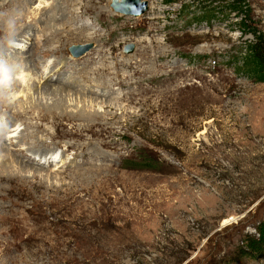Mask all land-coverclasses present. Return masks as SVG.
<instances>
[{"label": "rangeland", "instance_id": "374dc122", "mask_svg": "<svg viewBox=\"0 0 264 264\" xmlns=\"http://www.w3.org/2000/svg\"><path fill=\"white\" fill-rule=\"evenodd\" d=\"M28 1L0 0V18L36 16L42 6L49 11L42 21L59 18L69 2L72 28L84 35L64 39L56 56L40 49L18 77L55 79L61 58L67 73L50 85L83 78L62 108L98 120L24 119L40 129L8 136L6 113L0 143L29 166V177L0 179V264H264V83L246 67L248 50L264 40V0H140L148 10L138 17L114 13L113 0ZM44 27L11 45L34 44ZM88 44L87 54H72ZM107 81L118 84L110 96L80 94ZM27 91L6 97L12 109L32 100L35 91ZM6 110L0 105L1 117ZM24 134L25 147L12 138ZM32 139L62 165L31 164L24 150ZM98 150L105 161L89 162ZM36 169L45 180L32 178Z\"/></svg>", "mask_w": 264, "mask_h": 264}, {"label": "bare ground", "instance_id": "6f19581e", "mask_svg": "<svg viewBox=\"0 0 264 264\" xmlns=\"http://www.w3.org/2000/svg\"><path fill=\"white\" fill-rule=\"evenodd\" d=\"M28 2L30 3L31 0H29ZM3 3L5 4V2H3ZM29 3H27V4H29ZM91 3H92V1L91 2L89 1V3H87L86 6H82V9H84V11H85V15L88 14L89 12L93 11L91 8L90 9L88 8ZM41 5H42V3H41ZM78 6H80V4ZM3 7H4L3 5L0 6V9ZM72 7H73V4H69V2H66L63 5V7L60 8L62 10L60 12H58L60 14V17L58 16L59 18H57V16H52V17H49L48 19H45V20L43 19V21H42V18H44L45 14H47L49 12L47 10L46 6L45 7L44 6L39 7V10H38V13H39L38 15H40L39 19H37L38 18L37 14H35L36 16H31V17L25 16V18H19L17 20L10 18V17L9 18H0V60L4 62V65H6V67L8 69H10V73H11V79L4 84H0V105H1V107H4L5 105H7L6 111H8V109H10L8 112H4L5 114H3L2 117L0 116V123H3V119H5L6 113L11 114V117H10L11 121H13V122L16 121L15 123L10 122V124H12L10 126V128H11L10 130H12V132H10L8 136H10L11 134H13V135L22 134L23 132H26L25 130H28V126L30 129H36V130L40 129L38 125H35L34 127L27 125L26 122L29 120L35 121V122L37 121V123H38V121L47 122V121H49L50 118H52L54 120L56 117H59V118L64 119V120L68 119V117H69V119H73L74 121H80V122H86V121L95 122V120H98L97 114L94 116H93V114H86L85 111L82 109H81V111L69 112V110H67V108H62V107L66 106V99L64 98L66 95L65 93L70 91L69 89H71L72 87L74 88V86L77 89L80 88L79 84L83 78L80 77L78 80H75L73 82H70L69 80H67L63 84H59V85H50L47 81H49L51 83L53 81H56V82L60 81L61 78H63L64 75L67 73L66 71L62 70V68L65 66L64 65L65 63L62 62L61 64H59V62H61V58H59L60 60L54 62V64H53L54 66L56 65V66L61 68L60 70H57L56 68H58V67L55 66L56 70H54V71L59 72V74H60V75L58 74L59 76L55 79H53L52 76L48 77V80L44 81L45 82L44 83L43 82L44 77L41 79H38L34 75V73L32 72L33 70L28 71V73H31V72L33 73V74L31 73L32 76L29 79H27L26 77L30 76V74H27L26 77H24V78L18 77V75L23 76L22 70H24L26 72L27 71L26 69L29 66H31L30 65L32 63L31 57H33V55L36 52H38L40 49L42 51V49H44V47L50 46L51 48L48 51L47 50L46 51L51 56H56L57 54H59L60 48L62 47L63 42H65L64 39H66V41H68V43L70 41V44H71L73 37H76V39H77V38H79V36L84 35L82 30H79V29L74 30L73 29L74 27L72 28V22L74 20V18L73 19L71 18V16L73 17V14H72V12H70ZM113 11H114V9H113ZM109 13H111V12H109ZM101 14L102 13H100V16H101ZM116 14H119V13H116ZM119 15H122V14H119ZM29 21H32V22H29ZM16 22H17V24H16ZM40 22H42L45 25V27L41 31V38L39 41H36V42H34V44H32V43H29V40H30L29 38H25L24 41L20 39L18 44L11 45L12 42L18 40V38L20 37V35L22 33L24 34V36L25 35L29 36V34H31L30 31L33 32L36 28V25L40 24ZM10 23L11 24L15 23L16 26L20 25V28L18 27L19 29H17V28L15 29V27H14V29H13L10 26ZM58 26H60V27L57 28ZM76 31H78L79 34L77 33V35H75L74 33ZM64 36H66V37L64 38ZM21 43L22 44L24 43V45L21 46ZM68 45L69 44L63 46V48L67 47ZM30 46L32 47L31 52L25 53V54H23V53L20 54V52H18V49H21L23 47L26 50ZM16 47H17V49H16ZM47 52H45V53H47ZM30 54H32V55H30ZM85 54H87V53H85ZM19 57L25 58V62L24 61L19 62V60H18ZM129 61L130 60L127 59L122 64H124L126 67H128V66L132 65L131 62H129ZM77 69H75L74 71H76ZM20 70H21V72H20ZM74 71H72V72H74ZM100 71L103 72L102 69L93 72L94 76L98 77L100 75ZM52 72L53 71L51 70V73ZM72 74L73 73H71L70 75H72ZM55 75H57V74H55ZM25 81L27 83V86L24 85L25 89H23V91H21V92H18L20 87H22V85L24 84ZM29 82H31V83H29ZM46 82H47V84H46ZM113 82L107 81V82L103 83L106 86L103 89L100 88V86H96V88H98V89H96L95 91L93 89L92 90L87 89L86 91L84 89H81L80 94H82L83 97L87 96L88 94H90L92 96H100V97L110 96L112 91L111 92H109V91L110 90L114 91V87L118 86V84H115L116 82H114V83ZM7 89H11L9 93L7 92ZM25 90L26 91L28 90L27 92L35 91L32 94V96H29V98L31 97L32 100L30 102H27V100H26L27 103L25 102L24 104L19 103L17 107L12 109V107H13L12 103L9 104V102L12 101L13 99H16V97L18 98L19 94L25 93L26 92ZM3 94H5L7 96H2ZM35 94L37 95V98H36L37 100L34 99ZM8 96H11L13 98V99H10L9 102L7 101L8 98H6ZM47 96H50V98L53 97L52 99H54V103L52 105L46 101ZM96 100H98V98H96ZM112 104H113L112 102H108L107 104L105 103V105H107L106 108L109 109ZM57 112H59V115H57L58 114ZM68 113L70 114V116ZM24 119H26L25 120L26 122L23 121ZM5 122H6V119H5ZM23 122H24V124H23ZM53 122L55 123V121H53ZM21 127H24V129H23V131L18 133V131L20 130ZM3 131H4V128L0 130V133H2ZM27 136H29V135H27ZM31 136L33 137V135H31ZM12 138L14 139V141H15V139H17L16 144L21 145V146H22V144L24 146V143L29 144V140H30L29 138H28L29 140H27L25 138V134L22 135L21 138L19 136L12 137ZM32 141H34L31 143L32 147L31 148L29 147L27 150H24L25 153H28V154L33 156L32 157L33 160H30V163L32 162L31 164H40V162L43 159H44L45 163H47L50 161V159L53 158L55 161L58 160L60 165H62L63 158L57 159L59 156L57 152L53 153V154L52 153L51 154L50 153L45 154L44 151L48 148L47 145L44 143H41L40 139H38L36 141L34 139H32ZM6 145H7V142H6V144L0 143V179L7 178V176H9L8 174L11 172H16L18 178H23L24 180L28 179L29 176L25 175V173H27L26 170H28L29 166H27L26 164L25 165L20 164L17 160H15L11 151L7 148ZM10 145L13 146L14 142L11 141ZM101 145H102V143H101ZM92 149L93 148H91V151L94 153L95 151ZM98 153L96 155H92V157L90 158L91 160L89 162H91V161L93 162L92 158H94V157L99 158L100 160L102 159L101 161H105L102 157L104 155L101 154L99 152V150H98ZM91 154L89 153L88 156H91ZM37 156L39 157V160H38L39 163H36V159H38ZM84 156H83V158H84ZM83 163L87 165L88 160L85 159L83 161ZM72 165H74V163L70 164V166H72ZM23 166H24V168H23ZM70 166H68V167H70ZM63 167L64 166H62V168ZM32 170H33V168H30V171H32ZM83 171L84 170H82V172ZM41 172H42L41 170L36 169L35 173L32 175V178L33 179L39 178L37 176H39V175L41 176V174H42ZM82 172L78 171V173H76L77 175H75V176L86 177L88 172L85 173L84 175H82ZM28 173H29V171H28ZM41 177H43V176H41ZM44 180H45V178H44Z\"/></svg>", "mask_w": 264, "mask_h": 264}, {"label": "water", "instance_id": "95a60500", "mask_svg": "<svg viewBox=\"0 0 264 264\" xmlns=\"http://www.w3.org/2000/svg\"><path fill=\"white\" fill-rule=\"evenodd\" d=\"M120 1H122V3H120ZM112 8L115 13L133 17L141 16L148 10L147 5L142 4L140 0H113ZM92 48L93 46L91 44L85 46H75L71 48V52L78 58L85 55V53L89 52ZM132 50L133 46L129 45L125 48L124 52L131 53Z\"/></svg>", "mask_w": 264, "mask_h": 264}, {"label": "trees", "instance_id": "16d2710c", "mask_svg": "<svg viewBox=\"0 0 264 264\" xmlns=\"http://www.w3.org/2000/svg\"><path fill=\"white\" fill-rule=\"evenodd\" d=\"M236 11V8H233ZM246 67L258 77L257 81L264 83V40L257 41L255 45H252L248 50Z\"/></svg>", "mask_w": 264, "mask_h": 264}, {"label": "clouds", "instance_id": "9594fccd", "mask_svg": "<svg viewBox=\"0 0 264 264\" xmlns=\"http://www.w3.org/2000/svg\"><path fill=\"white\" fill-rule=\"evenodd\" d=\"M11 79L10 69L4 65H0V84H4Z\"/></svg>", "mask_w": 264, "mask_h": 264}]
</instances>
